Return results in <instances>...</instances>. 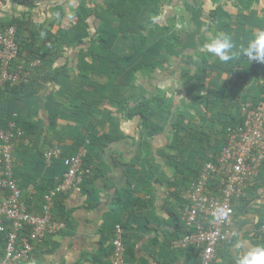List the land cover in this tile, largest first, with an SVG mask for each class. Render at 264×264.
<instances>
[{"label":"crops","instance_id":"0c3cea01","mask_svg":"<svg viewBox=\"0 0 264 264\" xmlns=\"http://www.w3.org/2000/svg\"><path fill=\"white\" fill-rule=\"evenodd\" d=\"M95 1L0 0V28L12 21L26 24L20 57L29 61L31 78L37 80L31 83L33 94L14 99L8 94L13 85L7 91L0 86V122L15 116L22 130L13 153L14 178L31 214H42L36 202L61 182L63 158L82 141L89 143L83 163L89 172L50 205L52 221L63 228L35 245L32 261L108 264L112 233L119 225L130 264H197L196 250L172 246L185 231L180 178L169 159L176 151L169 146L176 128L202 113L206 90L214 84L208 72L215 59L204 45L218 34L234 35L237 0L232 12L210 9L207 21L201 5L186 6L191 24L189 31L180 29L183 38H177L167 16L161 18L159 6L156 24L167 51L153 55L151 68L133 70L99 60V45L90 38L78 45L77 40L70 46L61 44L60 53L52 54V34L72 27L81 5L86 11L99 7ZM172 4L171 10L179 6ZM122 41L115 38L108 46L115 51ZM30 47L42 59L28 53ZM90 47L95 60L87 53ZM79 64L95 67L96 74L107 77L108 87L94 78L93 84H82ZM54 76L57 80H49ZM50 149L58 155L47 167L42 155ZM260 178L264 182V169ZM241 204L234 215L237 235L216 247L213 264H235L243 251L262 244L264 235L256 224L264 215V188L248 192Z\"/></svg>","mask_w":264,"mask_h":264},{"label":"built area","instance_id":"2783aa9c","mask_svg":"<svg viewBox=\"0 0 264 264\" xmlns=\"http://www.w3.org/2000/svg\"><path fill=\"white\" fill-rule=\"evenodd\" d=\"M17 53L15 26L0 28V86H11L20 79L22 67L12 69ZM239 111L240 126L230 130L226 144L215 157H209L211 160L204 163L197 180L180 193L185 232L172 246L194 248L198 252V264H212L216 247L236 237L233 205L245 197L246 190L264 168V99L256 104L244 102ZM21 136L15 116L6 125H0V235H3L0 264H30L35 245L63 228L52 221V199L77 187L89 172L83 164L89 144L86 141L74 154L63 158L62 180L43 195L42 214H31L14 178L13 153ZM57 155L55 149L45 151L44 164L48 167ZM218 209L225 210L227 216L217 219ZM259 231L264 235V224ZM111 244L108 264H130L125 257L123 229L119 225L114 227Z\"/></svg>","mask_w":264,"mask_h":264},{"label":"trees","instance_id":"16d2710c","mask_svg":"<svg viewBox=\"0 0 264 264\" xmlns=\"http://www.w3.org/2000/svg\"><path fill=\"white\" fill-rule=\"evenodd\" d=\"M98 1L95 3L99 7L96 6L97 8L94 7L87 11L81 5L79 8L81 11L77 14V19L73 22L72 27L52 34V54L60 53L61 44L70 46L77 40L75 45H78L82 43V38H90L99 45L98 59L104 60L111 67L129 66L128 70H133L134 67L138 69L151 68V62L155 58L153 55H159L162 50H166V45L162 42L164 33L156 24L161 0ZM257 3L258 0H237L236 28L234 35H231L237 44L246 43L256 31L264 30V10L259 16L253 9ZM186 4L187 7L191 5L188 2ZM88 19L91 30H87ZM24 25L26 24L17 21L5 25V27L15 26L16 28L18 53L16 59L12 61V69L17 70L18 67H22V70H19L20 79L13 84L15 89L8 93L10 96L12 95L13 99L33 94L31 83H37V80L31 78L32 72L28 68L29 61H23L20 57V53L25 48L22 31L25 28ZM115 38H121L123 41L113 51L109 48L108 43ZM91 49L92 47L87 53L95 60L94 57L97 54ZM33 52L34 49L30 47L28 53L42 59L39 52ZM124 68L126 69V67ZM94 70L95 67L78 65V77L82 84L91 85L93 84L92 78H94L102 81L103 87H108L107 77L96 74ZM25 72L27 73L26 77L23 76ZM208 76L214 84L212 88L206 90V95L202 100V113L198 111L196 117H189L186 119V123L178 126L174 142L169 146L170 149L176 151V155L169 159L173 160L172 166L180 178L179 193L187 190L190 184L197 180L204 163L211 160L210 156L215 157L226 144L230 130L240 126V104L244 102L256 104L264 99V64L257 62L249 64L244 58L225 64L215 58L209 67ZM49 80H57V77L54 76ZM260 80L262 85L259 83ZM1 88L4 91L11 89L10 85L1 86ZM108 98L112 100V96ZM10 119L11 115L7 116L4 121L2 120L0 125H6ZM16 125L19 127V124L16 123ZM180 133L182 135H179ZM215 142L218 143L215 144ZM84 143L82 141L79 146ZM76 149L72 154L76 152ZM42 164L45 165L43 160ZM260 176L261 173L254 180L252 187L246 190V194L257 188H264V182ZM43 195L36 202L39 209L42 206ZM242 201H244V197L234 203V215L235 209H240ZM25 205L30 210L26 203ZM3 222L8 228V224ZM263 224L264 215L258 219L257 229H260ZM261 238V243L264 244V236ZM0 239L3 240V235H0Z\"/></svg>","mask_w":264,"mask_h":264},{"label":"clouds","instance_id":"9594fccd","mask_svg":"<svg viewBox=\"0 0 264 264\" xmlns=\"http://www.w3.org/2000/svg\"><path fill=\"white\" fill-rule=\"evenodd\" d=\"M204 49L221 63L237 61L241 58L251 62L264 64V30L256 31L246 43L237 44L229 34H218L204 45ZM227 212L217 210L216 218L226 217ZM32 264H36L32 261ZM235 264H264V244H258L243 251L235 259Z\"/></svg>","mask_w":264,"mask_h":264},{"label":"rangeland","instance_id":"374dc122","mask_svg":"<svg viewBox=\"0 0 264 264\" xmlns=\"http://www.w3.org/2000/svg\"><path fill=\"white\" fill-rule=\"evenodd\" d=\"M173 2L177 3L179 6L174 7L171 10V7H173ZM189 3L191 5H201L203 9V19L204 21H207L208 11L211 9L216 8H223V9H229L232 12V4L235 2V0H162L159 4L161 7V18L167 16L169 18V22L171 24L172 29L175 31L177 38H183L182 33L180 32V29H185V31H189L190 29V20L188 18L189 15L187 14V4ZM163 5V6H162ZM264 8V0H259L258 5L256 7L257 11L261 15V9ZM170 13V15H169ZM170 26V25H169ZM174 27V28H173ZM216 33L217 30H215ZM213 30H211V33Z\"/></svg>","mask_w":264,"mask_h":264}]
</instances>
